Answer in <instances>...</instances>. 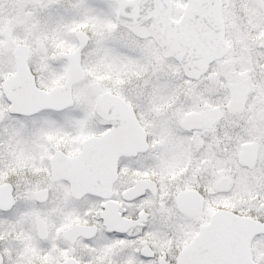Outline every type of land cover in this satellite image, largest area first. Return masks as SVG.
I'll use <instances>...</instances> for the list:
<instances>
[{
  "label": "snow or ice",
  "instance_id": "1",
  "mask_svg": "<svg viewBox=\"0 0 264 264\" xmlns=\"http://www.w3.org/2000/svg\"><path fill=\"white\" fill-rule=\"evenodd\" d=\"M0 264H264V0H0Z\"/></svg>",
  "mask_w": 264,
  "mask_h": 264
}]
</instances>
